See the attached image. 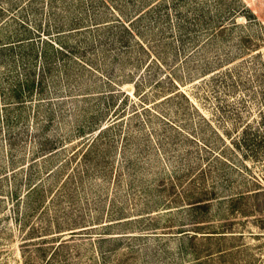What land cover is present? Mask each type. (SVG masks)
Segmentation results:
<instances>
[{
  "label": "rangeland",
  "instance_id": "374dc122",
  "mask_svg": "<svg viewBox=\"0 0 264 264\" xmlns=\"http://www.w3.org/2000/svg\"><path fill=\"white\" fill-rule=\"evenodd\" d=\"M145 6L129 38L121 23ZM22 22L34 36L60 32L72 57L47 73L52 109L33 99L7 123L0 111V264H43L64 241L53 264H246L218 255L243 244L264 261L253 211L264 194L244 201L246 215L219 201L264 189V164L230 173L213 157L244 170L223 145L264 110V0H0V38ZM16 75L0 66V106ZM93 114L119 122L84 159L80 122ZM43 138L65 149L38 160ZM229 223L234 237L204 239Z\"/></svg>",
  "mask_w": 264,
  "mask_h": 264
},
{
  "label": "trees",
  "instance_id": "16d2710c",
  "mask_svg": "<svg viewBox=\"0 0 264 264\" xmlns=\"http://www.w3.org/2000/svg\"><path fill=\"white\" fill-rule=\"evenodd\" d=\"M154 5L156 8V4ZM151 7L152 6L142 7V11L132 16L126 23H121V25H123L122 30L124 34H127L129 38H132V36H134L135 34L132 27L136 26L143 20L145 14L151 10ZM23 29L24 30L21 32H15L16 34H5L3 38H0V66H2V68L4 69L5 67L9 66L12 70H15L17 72L15 82L11 84L10 88L8 89L9 94L4 93V89L2 91L5 103L0 106V111L4 110L7 113L6 123L11 118L10 114L12 113L21 118V115L27 108V105L32 104L31 101L34 102L33 99L36 100L34 103H36L38 107L45 104V106L49 105L51 108L52 100L50 98H47L46 90L47 73L50 74L55 70V68L57 67L58 58L72 57V51L70 50L69 46L62 45L59 42L60 32H57L56 36H52V34L49 33L50 35H48L51 37L44 38L41 35L34 36L33 31L31 30V28L29 29L27 25L23 26ZM61 34L63 33L61 32ZM39 44H42L41 47H39ZM100 96L105 100H107V98H110L111 100L115 98L114 93L101 94ZM172 96L173 95L167 96L164 98V100L169 99ZM114 104H112V106H114ZM110 106L111 104L108 105V107ZM50 108L49 111L53 113V110H51L52 108ZM109 111L110 109L107 108L105 113H108ZM97 115L98 114H93L89 118L91 119L90 121L88 120L89 122H87L88 116L85 115L84 117H82V120L80 122L81 126L79 127V132L80 134H83L81 139H86L84 144L87 145L86 149L81 155L84 159L88 158L90 153L93 152V150L97 149L101 135L111 128H114L119 122L117 119H115L110 123L105 124L104 126L100 125V122L96 125L97 120L95 121L93 120V118L96 119ZM86 131L88 132L86 133ZM12 138L13 136L10 135V146L14 144ZM41 142L42 156L38 160L53 158L55 154H57L62 149H65L57 148L56 143H54L53 140L49 138H43ZM223 150H227L230 155L237 157V162H239L243 166L247 161H251L253 165L264 164V110H261L259 112V117L255 122L247 123L239 132L237 131L230 143L223 145ZM222 154L225 155V151H223ZM213 157L217 159L218 162L223 166H228V168H230V173L236 170L241 173H243L244 171H250V169H248L246 166H244V170L239 169L237 165L231 163L227 158L220 155V153L213 152ZM21 169H23V166L13 170V173L18 172ZM54 171L55 169L52 170L51 173H54ZM253 185H255L256 187L254 190L245 192L238 191L220 199L213 197L210 199L207 198L205 200H197L195 202H192L190 207L207 209L211 206L209 205L211 199H219V201L222 202L220 204L225 203L227 200V202H229L231 205L226 210L230 211L232 214L235 212V214L237 213L238 215H246V212H244V210L241 208L244 205V201L248 200L249 198L259 196L260 194H264V189L261 187L258 181ZM36 187L37 185L32 186L27 193L35 191ZM205 195H208V192H206ZM210 195L215 196V194L213 193ZM19 200L20 197H18V201ZM38 206H40V204H38ZM253 209V211L261 213L259 214L260 217H258V220H256V222L260 223V227L264 229V209ZM232 226L233 223L222 225L220 227H223L225 231H208L205 232V234L207 235L203 237H205L204 239L208 241L227 240L228 237L232 238L235 236L233 232H229V230H227ZM73 230H75V228L69 229V231ZM74 233V231L70 232V234ZM189 238L190 240H192L194 236H189ZM67 244L68 243L65 241L58 244H52V252L50 253V255L48 256V254H42L44 260L43 264H53L55 258L59 256V251L65 248ZM247 247L248 246L245 244L234 245L227 249L218 250V255L220 256V258H225L229 256H238L242 253H245L243 256L246 257V259L239 260L244 261L242 263L264 264V261L261 258L254 256L252 252L248 251V249H251ZM43 250L45 251V249ZM204 258L206 259V261L211 260L212 253L206 254ZM201 260L202 259H200V261Z\"/></svg>",
  "mask_w": 264,
  "mask_h": 264
}]
</instances>
